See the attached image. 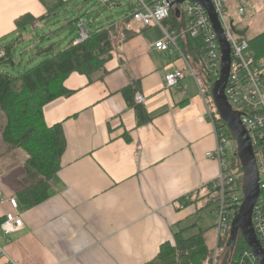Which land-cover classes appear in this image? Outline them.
Here are the masks:
<instances>
[{
    "label": "crops",
    "instance_id": "obj_1",
    "mask_svg": "<svg viewBox=\"0 0 264 264\" xmlns=\"http://www.w3.org/2000/svg\"><path fill=\"white\" fill-rule=\"evenodd\" d=\"M64 1L51 17L19 31V18L40 19L47 14L45 6L39 0H0V42L8 41L16 49L31 38V29L37 32L39 26L40 31L62 11L70 12L76 0ZM81 16L66 22L78 24ZM180 21L177 30L182 33L185 21ZM155 27L133 22L128 27L132 36L117 41L103 80L91 83L74 73L65 82L74 94L45 107L47 125L62 124L67 141L47 201L36 207L22 203L23 178L14 170L0 176V220L13 212L10 200L16 199V212L24 222L8 238L0 233V249L14 264H150L181 231L185 238L210 232L199 226L202 215L198 222L190 221L199 213L200 200L210 207L208 187L220 171L219 163L207 157L217 145L211 103L200 95L192 77L166 90L167 73L181 63L177 55L154 48L164 37ZM251 28L244 26L240 37L252 40L264 33ZM187 39L181 38V48L205 87ZM129 88L133 94L126 92ZM137 95L144 98L142 103ZM137 106L144 108L147 122H139ZM184 199L192 203L185 207ZM210 213L214 215L213 209ZM6 263L0 251V264Z\"/></svg>",
    "mask_w": 264,
    "mask_h": 264
},
{
    "label": "trees",
    "instance_id": "obj_2",
    "mask_svg": "<svg viewBox=\"0 0 264 264\" xmlns=\"http://www.w3.org/2000/svg\"><path fill=\"white\" fill-rule=\"evenodd\" d=\"M39 1L45 6L47 14L40 19L31 15L19 18L16 23L19 31L51 17L67 3L64 0ZM135 9L136 7H133L130 10L123 23H113L101 28L95 34H89V39L81 44H75L74 41L67 49L55 54L50 48L38 50L37 55H52L18 77L0 71V151H3L0 158L12 151H21L27 157L25 172L30 182H23L24 188L19 192L22 203L36 207L49 199L53 179L61 169V160L67 148L62 124L48 126L44 118L45 107L60 98L74 94L65 87V82L72 74L87 76L91 83L103 80L108 75L106 66L113 58L117 41L132 36L128 27L134 22L132 13ZM181 22L180 15L173 10L164 26L169 31L177 30L182 25ZM187 40V45L195 51L196 61L201 65L198 70L203 74L205 88L212 91L217 79L206 74L202 68L201 42L190 38ZM238 40H246L249 43V57L255 60L260 70L264 69V33L252 40L244 37H239ZM3 53L0 56V69L14 67V45H6ZM126 92L133 94L134 90L129 88ZM136 111L141 124L149 120L143 107L137 106ZM229 134L231 139H234L230 132ZM235 157L236 161L231 168L242 174L238 150ZM241 182L243 184V177ZM209 198L208 192V205ZM191 203L185 199L182 202L185 207ZM229 233H232V226ZM206 234V231H201L185 238L184 232L181 231L176 234L173 243L168 242L161 247L160 253L150 264H212L214 249L209 246ZM234 242L235 257L233 255L229 264H233L242 252L249 250L240 233ZM229 243L230 241L227 247Z\"/></svg>",
    "mask_w": 264,
    "mask_h": 264
},
{
    "label": "built area",
    "instance_id": "obj_3",
    "mask_svg": "<svg viewBox=\"0 0 264 264\" xmlns=\"http://www.w3.org/2000/svg\"><path fill=\"white\" fill-rule=\"evenodd\" d=\"M174 0H137L135 11L132 13L133 21L145 28L157 26L164 33L162 40L155 43L154 48L170 55H177L181 67H175L167 73L165 88L171 90L179 88L187 78L195 79L200 95L207 100L212 96L199 80L198 72L181 48V38L199 40L201 63L204 72L218 79L221 70V49L214 31L212 22L206 9L191 2L172 7ZM218 15L221 27L225 32L232 52V68L228 86L226 88L227 99L233 110L241 114L243 125L251 139L254 148L257 165L260 174V195L254 208L253 222L257 238L264 250V72L260 70L252 57H249V43L246 40H238L230 28L226 18V7L223 0H212ZM173 10L180 14L185 21L184 32L168 30L164 23L170 18ZM244 13V8L240 9ZM81 35L75 40V44H81L89 39V31L85 20L80 21ZM136 101L142 103L144 98L137 95ZM211 114V122L217 140L215 150L209 152L207 157L219 163L220 171L217 178L209 185V203L217 218L216 234L217 247L213 254L212 264L218 260V249L221 239L229 234L232 223L237 216L243 202L241 182L243 175L231 168L227 158L229 142L231 140L229 130L225 123L217 116ZM12 213L0 221V233L4 238L17 233L24 227L22 217L16 212L19 202L10 200ZM1 257L7 259L6 264H14L3 249H0ZM233 254L234 249H230ZM34 264V263H32ZM233 264H261L254 253L249 249L242 252Z\"/></svg>",
    "mask_w": 264,
    "mask_h": 264
},
{
    "label": "rangeland",
    "instance_id": "obj_4",
    "mask_svg": "<svg viewBox=\"0 0 264 264\" xmlns=\"http://www.w3.org/2000/svg\"><path fill=\"white\" fill-rule=\"evenodd\" d=\"M94 1L93 5L87 4V0H76L70 5V12L62 11L58 16L53 17L48 24L43 28L37 26V32L30 30L29 40L22 42L19 46H16L15 54V66L14 67H5L0 69L1 72L9 73L14 77H18L26 70L32 69L39 65L41 62L51 57L52 54L37 55L38 50L45 48H50L52 53H59L69 47L74 40L80 37L81 28L80 22L78 24H69L66 22H71L73 18L78 14L81 16V19L85 20V25L91 34H95L99 29L107 27L113 23H118L124 21L130 10L134 7L133 4L137 3V0H108V2L115 4L113 7L106 6L105 4L100 3L99 0ZM226 7V18L229 21L231 31L236 38H239L243 33L242 29L244 26L253 27L251 28L254 33L264 32V0H223ZM101 4V7L97 8V5ZM75 6V7H73ZM83 8V9H82ZM93 8V9H92ZM95 8V9H94ZM244 8V13H240V9ZM80 9V10H79ZM79 10V11H76ZM95 10V11H94ZM94 11V14L91 12ZM64 13V14H63ZM153 28H156L153 26ZM156 32V31H155ZM20 35L12 36L13 42ZM8 41L0 42V48L7 45ZM216 82V81H215ZM211 103V111L217 117H219L218 112L216 111L212 96L208 97ZM238 148L234 139H231L229 142V148L227 152V158L230 165L236 161V152ZM3 151H0L2 154ZM27 157L25 153L21 151H12L9 154H5L0 158V176H3L5 173H8L10 170H14L18 175V178H23L22 182H27L28 177L25 172V162ZM13 167V169H11ZM197 212L194 215V220L191 223L198 222V218L202 215V219H199V226L202 227V230L210 229V232L207 234V242L210 247L216 251L217 247V234H216V223L217 218L212 215L210 212L213 209L211 206L206 207V203L203 200L198 202ZM203 210H202V209ZM201 211V212H200ZM200 229V228H199ZM231 234L227 233L222 237V242L220 243L218 249V260L216 264L231 263L232 257L230 248L227 247V243L230 241ZM235 257V255H234Z\"/></svg>",
    "mask_w": 264,
    "mask_h": 264
},
{
    "label": "water",
    "instance_id": "obj_5",
    "mask_svg": "<svg viewBox=\"0 0 264 264\" xmlns=\"http://www.w3.org/2000/svg\"><path fill=\"white\" fill-rule=\"evenodd\" d=\"M185 2L199 4L206 9L217 35L222 58L220 75L212 89V100L214 107L219 114V118L225 123L236 142L238 156L243 168V202L232 223V238L230 239L228 247L230 249L234 248V240L240 233L248 248L254 253L259 262L264 264V250L257 238L253 222L254 208L260 195L259 168L254 148L243 125L241 114L233 110L226 96V88L228 86L232 68L231 47L226 38L225 32L221 27L212 0H174L171 3V6L182 5Z\"/></svg>",
    "mask_w": 264,
    "mask_h": 264
}]
</instances>
